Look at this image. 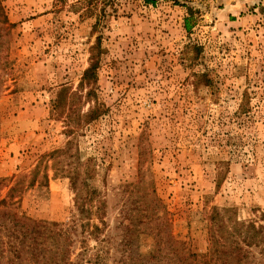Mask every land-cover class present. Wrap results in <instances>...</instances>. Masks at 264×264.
I'll list each match as a JSON object with an SVG mask.
<instances>
[{
	"label": "rangeland",
	"instance_id": "1",
	"mask_svg": "<svg viewBox=\"0 0 264 264\" xmlns=\"http://www.w3.org/2000/svg\"><path fill=\"white\" fill-rule=\"evenodd\" d=\"M0 4V178L42 161L47 184L18 203L68 227L70 264H119L129 248L147 249L155 228L203 253L212 207L264 225V0ZM91 55L99 115L66 135L50 100L60 85L77 91ZM82 101L80 112L94 103ZM69 138L92 189L87 217L48 158Z\"/></svg>",
	"mask_w": 264,
	"mask_h": 264
},
{
	"label": "trees",
	"instance_id": "2",
	"mask_svg": "<svg viewBox=\"0 0 264 264\" xmlns=\"http://www.w3.org/2000/svg\"><path fill=\"white\" fill-rule=\"evenodd\" d=\"M153 4L156 0H142ZM3 6L0 4V12ZM189 15L191 8L187 7ZM5 17V16H4ZM5 19V18H4ZM185 29L192 24L189 18L184 19ZM97 60L89 57V64L83 70L77 91L66 85H60L50 100L49 115L64 123V132L70 135L85 122L99 115L95 100ZM82 88L87 89L81 92ZM82 102L92 99L93 105L80 112L76 107V98ZM72 138V137H71ZM72 140L65 145L48 152L53 171L61 172L68 177L69 185L74 193L73 205L79 217L90 215L92 189L89 188L87 173L82 171L79 158L70 154ZM71 155V160L68 157ZM39 159L29 173H23L8 180L0 178V191L7 187L3 195L0 193V264H70L71 239L68 227L55 221L37 220L20 210L18 198L21 192L34 183L46 185L48 174L42 168ZM9 181L12 183L9 184ZM224 211V210H223ZM100 217V216H99ZM208 248L203 253L193 252L184 241L170 233L163 234L160 228L152 233L153 242L144 251L129 248L119 264H252L251 248L264 253V225L254 221H241L237 218H225L222 213L212 207L208 214ZM134 237H139L143 230L131 229Z\"/></svg>",
	"mask_w": 264,
	"mask_h": 264
},
{
	"label": "crops",
	"instance_id": "3",
	"mask_svg": "<svg viewBox=\"0 0 264 264\" xmlns=\"http://www.w3.org/2000/svg\"><path fill=\"white\" fill-rule=\"evenodd\" d=\"M236 1L241 3L242 5H245V3H253L254 2V0H236ZM233 9H234V5L231 6L228 11H230V13H232V11H234Z\"/></svg>",
	"mask_w": 264,
	"mask_h": 264
}]
</instances>
